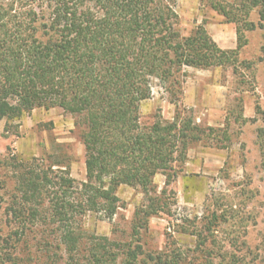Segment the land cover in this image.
<instances>
[{
	"label": "trees",
	"instance_id": "obj_1",
	"mask_svg": "<svg viewBox=\"0 0 264 264\" xmlns=\"http://www.w3.org/2000/svg\"><path fill=\"white\" fill-rule=\"evenodd\" d=\"M175 4L0 0V120L60 107L78 118L86 153V181L80 188L67 171L53 168L59 163L16 166L17 191L4 211L11 233L0 249V264H20L11 249L31 242L35 233L43 237L36 240L44 245L41 264L185 263L183 252L174 249L143 256L139 235L152 216L171 212L166 188L158 192L155 175L164 174L170 184L203 128L180 113L172 121L142 122L141 105L152 97L154 79L177 104L186 67L235 65L245 32L264 28V0H211L215 10L236 23L234 49L221 48L204 26L183 36ZM253 10L258 23L250 19ZM121 185L139 187L145 196L134 214L132 239L87 235L77 219L92 211L113 218L121 206ZM217 219L214 215L211 225ZM226 260L215 264H237L239 258Z\"/></svg>",
	"mask_w": 264,
	"mask_h": 264
},
{
	"label": "rangeland",
	"instance_id": "obj_2",
	"mask_svg": "<svg viewBox=\"0 0 264 264\" xmlns=\"http://www.w3.org/2000/svg\"><path fill=\"white\" fill-rule=\"evenodd\" d=\"M174 9L183 36L204 26L221 48L237 47L236 23L215 10L211 0H176ZM250 19L259 22L256 10ZM245 38L236 68L186 67L177 104L159 79L152 81V97L141 105L142 122L172 121L180 113L191 116L203 131L190 144L184 163L176 165L170 184L162 173L154 177L158 192L166 188L171 212L152 216L140 231L143 256L174 249L183 252L184 264H215L223 257L227 262L231 255L239 258L237 264H264V28L246 31ZM77 121L60 107L0 120V249L11 233L4 211L17 191L16 166L59 163L53 168L67 171L75 186L86 181L85 146ZM117 194L121 206L113 218L92 211L77 219L87 235L132 239L134 214L145 196L130 185L119 186ZM214 215L218 219L211 225ZM41 237L32 234L31 242L11 249L20 264H41L44 245L36 244Z\"/></svg>",
	"mask_w": 264,
	"mask_h": 264
}]
</instances>
